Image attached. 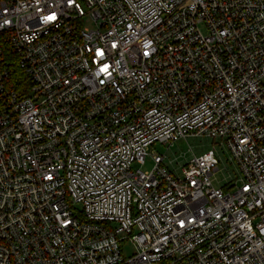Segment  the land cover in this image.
Returning a JSON list of instances; mask_svg holds the SVG:
<instances>
[{"label": "built area", "instance_id": "2783aa9c", "mask_svg": "<svg viewBox=\"0 0 264 264\" xmlns=\"http://www.w3.org/2000/svg\"><path fill=\"white\" fill-rule=\"evenodd\" d=\"M4 35L0 264H264V0H0ZM194 136L233 190L151 149Z\"/></svg>", "mask_w": 264, "mask_h": 264}, {"label": "rangeland", "instance_id": "374dc122", "mask_svg": "<svg viewBox=\"0 0 264 264\" xmlns=\"http://www.w3.org/2000/svg\"><path fill=\"white\" fill-rule=\"evenodd\" d=\"M91 26L87 24V27ZM158 153L167 156V166L169 170L176 175H180V168L194 156H199L209 150L215 149L220 156L219 158V170L212 177L213 184L216 187L233 190L230 188L234 184V180L237 178L234 172V164L230 160V154L223 149L219 141L212 140L208 137H189L182 139L172 145L169 149L161 144H155L152 148ZM171 162V163H170ZM154 167L152 158L149 156L145 165H134V169L141 168L146 173H149ZM123 253L126 258L135 254L136 249L131 243L123 245Z\"/></svg>", "mask_w": 264, "mask_h": 264}, {"label": "trees", "instance_id": "16d2710c", "mask_svg": "<svg viewBox=\"0 0 264 264\" xmlns=\"http://www.w3.org/2000/svg\"><path fill=\"white\" fill-rule=\"evenodd\" d=\"M0 40V63L10 76V80L17 87L28 85L29 78L20 68L18 56L14 53L7 35Z\"/></svg>", "mask_w": 264, "mask_h": 264}]
</instances>
